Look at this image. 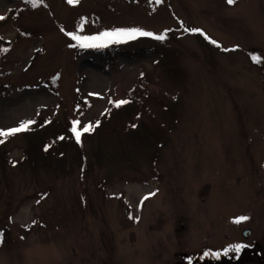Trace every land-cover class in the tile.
Masks as SVG:
<instances>
[{
    "label": "rangeland",
    "instance_id": "rangeland-1",
    "mask_svg": "<svg viewBox=\"0 0 264 264\" xmlns=\"http://www.w3.org/2000/svg\"><path fill=\"white\" fill-rule=\"evenodd\" d=\"M21 5L0 0V129L35 123L0 136V264H194L244 226L264 254V0H42L15 18ZM121 28L167 35H68ZM74 120L100 123L77 143Z\"/></svg>",
    "mask_w": 264,
    "mask_h": 264
},
{
    "label": "snow or ice",
    "instance_id": "snow-or-ice-1",
    "mask_svg": "<svg viewBox=\"0 0 264 264\" xmlns=\"http://www.w3.org/2000/svg\"><path fill=\"white\" fill-rule=\"evenodd\" d=\"M28 3L32 5V7H36L38 3H41L42 0H27ZM69 3H75L77 0H68ZM162 0H156V3H161ZM235 0H228L229 4L234 3ZM5 19L4 16H0V20ZM186 31H190L193 33H200L204 35L203 31L201 29H185ZM69 36L72 37L73 40L77 42V44L82 48H100V47H106L109 43H116V42H122L124 39H135L138 35L139 36H154L155 34L152 32L144 31L140 28H121V29H113L112 31H105L102 33H99L95 36H80L75 33H68ZM167 30L165 33L160 35H155V38L158 40H164L166 39ZM205 38L208 39V37L205 35ZM211 43L216 44L215 40H211ZM225 51H228V49H225ZM254 60L259 62L258 57H253ZM128 101H118L116 102V107H120L122 104H126ZM35 121L33 120H27L20 123L18 127L9 128L6 131L0 129V136L8 137L15 133H20L27 131L28 128L33 125ZM99 121L95 122V125L92 123H89L87 125H84L82 129H80V121L74 120L72 121V133L75 136V139L77 143L81 140V135L83 133H88L95 130V127L99 126ZM132 127H136V125H133ZM60 139H63L61 137ZM0 143H3L2 140H0ZM47 150V148H46ZM149 195H155V193H150ZM148 196H145L143 199H147ZM143 203V200L141 201V205ZM131 218V217H130ZM139 219L138 217L136 218ZM249 219L248 216H239L234 219V222L239 224L242 221H247ZM248 245H245L243 243H238L234 245H229L228 247L224 248L222 252H211V251H205L203 255L200 257L201 260H203L206 257H212L213 259H219L222 255L223 256H229V253H235V258H239L242 251L247 248ZM189 264H192V258H189Z\"/></svg>",
    "mask_w": 264,
    "mask_h": 264
},
{
    "label": "trees",
    "instance_id": "trees-1",
    "mask_svg": "<svg viewBox=\"0 0 264 264\" xmlns=\"http://www.w3.org/2000/svg\"><path fill=\"white\" fill-rule=\"evenodd\" d=\"M20 1V0H19ZM22 1V5L17 9V10H15V12L14 13H11V15L12 16H15V18H17L19 15H20V13H26V12H29V11H31V10H33V8L34 7H32V5L30 4V3H28L27 2V0H21ZM20 12V13H19ZM135 98V97H134ZM139 100V102H140V104H139V102H137V100ZM135 102H136V104H138L139 106L143 103V101L141 100V96H136V98H135ZM129 103H127V104H125V105H120V107H116V103H114V104H112L110 107H108V109H107V118H109L110 116H111V114H112V112L114 113V112H116V113H123L124 111H125V107H128L127 105H128ZM132 111L133 112H137L138 114L136 115V116H139L140 115V112H138V110H137V108H135V109H132ZM106 118V119H107ZM108 120V119H107ZM106 120V121H107ZM105 122V121H104ZM134 125H138V123H135ZM36 126V128H41L40 126H41V124L39 123V124H37V125H35ZM133 126V124H132V122H129V124H128V127H130L129 129H127V131L126 132H128L129 130H130V132H128V134H126L125 133V138H124V144H125V146L124 147H128L127 145L128 144H126L125 142H127V141H129L130 140V138H129V136L130 137H132V135H133V133L131 134V132H132V130L133 129H135L136 127H132ZM99 128V127H98ZM136 130V129H135ZM138 130V129H137ZM28 131H30L29 129H28ZM24 132H26V131H24ZM137 132V131H136ZM140 132V131H139ZM131 134V135H130ZM57 137V141H58V139L60 140V141H63V140H65V139H60L62 136H60V137H58V136H56ZM127 138V139H126ZM67 139H71V137H70V135L67 137ZM126 139V140H125ZM33 142L34 141H31V145L33 144ZM52 143H54V141H51ZM44 143V142H43ZM39 142L37 143L36 142V146L38 147L39 146ZM51 146H52V144L51 143H49ZM49 144H45L44 143V145L42 144H40V146H39V151L41 152V155H42V159H43V156L44 157H46L50 152H55V153H57V151L55 150V149H52V147H49ZM35 145V144H34ZM30 146V145H29ZM46 148H47V150H46ZM43 153H44V155H43ZM36 153H34V152H32L31 151V149L29 148V149H27V151L25 150V159L26 160H29V161H31V162H33L34 160H33V157L34 156H36V159H37V155H35ZM35 159V160H36Z\"/></svg>",
    "mask_w": 264,
    "mask_h": 264
},
{
    "label": "flooded vegetation",
    "instance_id": "flooded-vegetation-1",
    "mask_svg": "<svg viewBox=\"0 0 264 264\" xmlns=\"http://www.w3.org/2000/svg\"><path fill=\"white\" fill-rule=\"evenodd\" d=\"M248 215V214H247ZM237 217H239V215H236ZM252 218H254L251 214V220L250 222L252 221ZM248 221V220H247ZM244 222V221H242ZM241 222V223H242ZM181 224V223H180ZM182 228L184 226H181ZM251 227L250 226H244L240 232V235L243 237L242 239L244 241H241L240 239H238L237 243H243L245 245H248L247 248H245L242 253L240 254L239 258H235V253H229V256H221L220 259H227V262H225L224 264H239L240 262H242V260L244 261L245 258L246 260L247 259H251L252 261L256 260L258 262V264H264V254H260L257 251L256 247L253 245V243H250L249 240L252 238V231L250 229ZM245 230H248L249 231V236L248 237H245L243 235L244 231ZM175 255L178 254L179 258H180V261L178 260V263L180 264H189V258H190V253H185L183 251H179L178 253H174ZM182 259V260H181ZM196 259V258H195ZM210 259H206L204 258L203 260H198L197 262H195L194 264H203L204 262H207L209 261ZM212 260H215V259H212ZM211 260V261H212ZM240 261V262H239ZM239 262V263H238ZM177 263V264H178Z\"/></svg>",
    "mask_w": 264,
    "mask_h": 264
},
{
    "label": "water",
    "instance_id": "water-1",
    "mask_svg": "<svg viewBox=\"0 0 264 264\" xmlns=\"http://www.w3.org/2000/svg\"><path fill=\"white\" fill-rule=\"evenodd\" d=\"M243 235H244L245 237H248V236H249V231H248V230H245L244 233H243Z\"/></svg>",
    "mask_w": 264,
    "mask_h": 264
},
{
    "label": "bare ground",
    "instance_id": "bare-ground-1",
    "mask_svg": "<svg viewBox=\"0 0 264 264\" xmlns=\"http://www.w3.org/2000/svg\"><path fill=\"white\" fill-rule=\"evenodd\" d=\"M19 214H24V212L23 211H20Z\"/></svg>",
    "mask_w": 264,
    "mask_h": 264
}]
</instances>
